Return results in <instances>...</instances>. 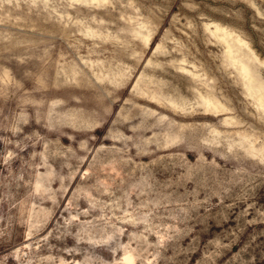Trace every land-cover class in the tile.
<instances>
[{
	"label": "rangeland",
	"instance_id": "rangeland-1",
	"mask_svg": "<svg viewBox=\"0 0 264 264\" xmlns=\"http://www.w3.org/2000/svg\"><path fill=\"white\" fill-rule=\"evenodd\" d=\"M0 264H264V0H0Z\"/></svg>",
	"mask_w": 264,
	"mask_h": 264
}]
</instances>
